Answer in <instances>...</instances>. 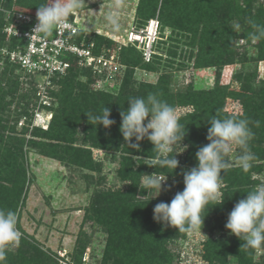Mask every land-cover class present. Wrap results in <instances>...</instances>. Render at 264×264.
<instances>
[{"label":"rangeland","instance_id":"374dc122","mask_svg":"<svg viewBox=\"0 0 264 264\" xmlns=\"http://www.w3.org/2000/svg\"><path fill=\"white\" fill-rule=\"evenodd\" d=\"M2 1L8 3V0ZM25 1L28 0H23ZM139 1L84 0L83 7L72 15L75 16L80 28L111 37L114 41L111 47L128 46L125 56L127 60H135L136 63L126 84L121 87L116 84L119 85L123 79L126 66L125 72L123 71L117 81L107 88L99 87L95 83V77L92 79L86 73L78 72L73 78L71 95L64 97V88L60 85L62 78H56L51 85L42 88L39 85L40 78L14 72L15 75H20L21 80L19 89L15 93L17 98L6 96L5 100L12 101L5 111L0 112V117L7 119L6 130L0 129V170L1 168L3 170L8 162L7 151L11 153L12 150L15 151L13 147H17L14 152L16 167L20 173H24L25 193L21 194V199L23 197L24 199L20 200L15 209L18 216L17 227L22 232V236L35 240L53 262L61 259L67 264H73L74 255L84 248L82 251L84 264H87L88 260H90L89 264H98L106 248L108 235L112 232L107 224L104 227L102 223H94L96 213L98 217L110 220L116 232L120 231L118 233L123 232L119 228L120 224L123 227L127 223L129 225L126 227L129 228L132 224L137 228L147 226L153 230L147 237L152 241L159 239L160 230L169 226L150 219L148 211L145 208H137L135 204L142 201L149 205L154 201L158 204L168 202L174 197L181 186L180 181L183 182L182 170H190L196 166V152L208 143L206 139L210 127L208 122L212 116L239 117L242 113L250 120L249 127L255 134L253 139L262 136L259 127L254 126L257 114L253 112L252 102L246 103L249 106L243 103L242 94L245 91L237 79V75L242 71L251 75L250 82L256 91L247 94L254 96V104H260L264 99L259 93L264 88V80L258 78V59L264 58L261 56L264 55V49L260 48L263 47L262 43L250 42L245 37L239 36L243 33L241 22L245 16L234 13L231 20L224 22L221 19L222 8L229 0H171L170 8L167 10L171 12V19L166 20L165 17L167 26L162 32L165 42L159 45V51L161 50L163 55L160 63H155L158 68L153 66L152 69L140 62L141 55L134 47L124 43L125 36L131 29L145 25L144 20L150 12L149 6L141 10V13L140 10L137 11ZM144 1H153V5L156 6L154 16L161 19L162 0ZM234 1H236L234 4L238 3L243 8L246 7L243 0ZM35 2V5L30 6L11 0V7L36 13L37 7L45 0H35ZM233 9L237 12L236 7ZM259 9H264V0H254L252 13L256 14ZM114 10L120 12L119 32L111 31L106 21L107 14ZM207 13L211 16L205 17ZM171 21L174 25H169ZM236 23L241 25L238 31L233 27ZM207 25H218L217 30L227 35L218 34L219 38H217L211 34L214 29L204 31ZM202 35L208 37L202 38L200 37ZM228 39L234 57V61L230 63L225 57ZM214 43L215 49L211 51L210 45ZM116 51L118 52L119 49ZM2 67L0 65V77L4 75ZM15 75H11V78H15ZM6 77L10 75L7 74ZM2 81L1 85L6 90V78ZM81 86L90 95L82 96L83 91L79 89ZM122 91L129 94V97H146L149 93H158L163 100L176 108L180 117L179 122L186 129L181 147L177 144L173 153H178L175 158L179 162L176 168L179 175L171 176L166 168L151 166L156 153L152 151L153 145L146 138L139 142V150L126 146L119 131L121 124L119 113L128 108L127 100L117 99ZM22 93H27L26 99L28 98L29 104L25 113L18 116L21 108L25 106L26 99L22 101L19 99ZM120 105H123V108ZM196 105L200 109L199 115L195 111ZM104 106L110 109L109 118L115 120V123L107 129L102 125L95 126L91 121L88 122L86 116L88 113L100 114ZM211 106L218 107V111L210 110ZM36 110L49 117V125L55 122V126L62 128L61 131H66L63 135L53 132L54 135L59 136V139L53 140L58 142L55 150H50L46 146L43 149L46 153H41L39 148L28 142L31 134L42 129L33 122ZM189 113L192 115L188 116ZM76 116L83 118L77 120ZM9 135L12 138L7 139L6 136ZM43 141H46L45 138ZM132 142H135L134 138ZM255 146L258 147L257 144ZM260 146L264 148L263 143ZM252 152L255 154L254 151ZM239 155L238 148L229 153L228 160L232 167L225 174L221 172L223 182L220 192L223 202L218 205L210 202L207 205L202 212L205 216L200 230L175 233L167 241L164 253L166 257L173 259L181 251L182 256L188 255L193 263L239 264L237 247L228 251L226 256L223 254L219 256L220 244L211 246L209 242L210 239L223 242L231 237L235 238V242L242 241L243 238L230 234L225 228L228 214L239 200L246 198L247 192L257 185L264 184V159L255 154L256 159L252 162V168L244 172L238 166ZM8 169L11 171L10 167ZM13 172L15 173L16 169ZM153 173L167 174L166 184L170 190L164 191L162 185L160 194L151 199L155 193L147 195L142 178ZM2 184L5 183L0 181V185ZM127 191L129 195H125ZM127 197L131 199L132 206L126 209L128 213L120 215V222L116 223L119 219L112 216L116 215L118 210L114 206L121 198ZM4 202L0 200V208L7 211ZM92 217L93 220H90ZM229 245L227 242L222 251H225ZM16 248L10 246L8 252L14 253ZM253 259L255 264H264V249L253 250Z\"/></svg>","mask_w":264,"mask_h":264},{"label":"clouds","instance_id":"9594fccd","mask_svg":"<svg viewBox=\"0 0 264 264\" xmlns=\"http://www.w3.org/2000/svg\"><path fill=\"white\" fill-rule=\"evenodd\" d=\"M84 4V0H45L37 7V23L30 38L34 34L47 36L53 30L71 28L69 17L77 13ZM106 21L111 31L119 32L121 23L118 10L110 11ZM246 22L255 30L251 33L252 40L264 41V24L251 18ZM233 27L238 31L241 25L236 23ZM127 102L128 108L119 113V131L126 146L139 150V142L146 138L153 145L152 151L156 153L151 166H159L173 172L179 164L175 158L178 153L173 154L175 146L179 144L181 147L186 134L185 126L179 122L176 108L163 100L158 93H149L146 97H129ZM86 116L88 122L91 121L95 126L102 125L105 129L115 123V120L109 118L110 109L105 106L100 114L88 113ZM208 124V143L196 152V166L190 170H182L183 190L177 192L170 203L160 202L153 208L155 222L174 227L179 232L200 230L205 216L202 212L207 205L210 202H215L213 205L223 202L220 192L223 182L221 172L225 174L232 167L228 160L229 153L235 148L240 150L238 166L244 172L252 168V162L256 159L250 148V141L255 134L249 127L250 120L242 113L239 117L227 118L214 115ZM166 181L167 174L153 173L142 178L147 195L155 193L151 199L160 194L162 185L164 191L170 190ZM17 224L18 216L15 211L0 208V264H6L10 246H19L23 234ZM225 228L230 234L243 238L245 243L242 247L249 250L264 249V184L257 185L247 192L245 199L234 205L228 214Z\"/></svg>","mask_w":264,"mask_h":264},{"label":"trees","instance_id":"16d2710c","mask_svg":"<svg viewBox=\"0 0 264 264\" xmlns=\"http://www.w3.org/2000/svg\"><path fill=\"white\" fill-rule=\"evenodd\" d=\"M171 0H162L161 2V19L158 18L159 24H160V37L157 40L156 46H155V53L152 56L151 60L148 62H145L141 56H139L140 62L144 65H146L147 67H150L153 69V66H155L156 64L160 63L161 60V56L163 55L160 49V44L165 42L164 40V35H163V30L164 27H166V21H165V17L166 20L167 18L171 19V12L167 11L170 8V2ZM174 1V0H173ZM245 6L247 7H242L240 6L238 3L234 4L236 1L234 0H229L226 2L225 6H223L222 8V17L221 19L225 22L228 20H231L233 18V14L234 13H239L245 16V18L243 17L242 19V24H243V33L240 34L239 36L241 37H245L248 41H253L251 38V33L254 32L255 30L253 28H251L248 24H247V19L251 18L253 20H255L257 23H261L264 24V9H259L256 14L252 13V4L254 2V0H243ZM140 4H138L137 6V11L140 10H144L145 8H151L149 14L146 16L145 18V23L147 22L148 19L156 17L154 16V11H155V7L153 5V1H144V0H140L139 1ZM17 3H21V4H26V5H30L33 6L35 5L34 3L35 0H28L23 2V0H17ZM42 4V3H41ZM191 5V4H189ZM0 7H2L3 9H15L13 7H11V0H8V3H6L5 1L0 0ZM234 7L237 8V12H235V10L233 9ZM17 10V9H16ZM214 11V10H213ZM213 11L211 13H213ZM263 11V12H262ZM207 16H211L207 13V15H205V17ZM169 22V21H168ZM189 22V20H188ZM6 24L5 21V14L3 12H0V49L5 45L6 42V35L3 32V26ZM218 24H221V20L218 21ZM169 25H174V23L171 21ZM218 25H207L204 27V31L206 30H213V32L211 34L215 35L217 38H219V35H223V33L221 34L220 31L217 30ZM84 29H82L79 32L78 35V39H80L81 37H84L86 42H89L90 40H93L95 42V52H100V49L102 46H106V47H111L112 43L114 42L113 39L111 37H108L106 35H103L101 33H98L96 31H88L87 34H84ZM220 32V33H219ZM229 33V32H228ZM210 34V35H211ZM85 35V36H83ZM224 35H227V33H224ZM200 37H208V36H200ZM168 38V36L166 37V39ZM228 44L226 45L228 50H226L225 53V57L227 59V62H233L234 61V57H233V53L232 51V46L230 44V39H228L226 41ZM225 42V43H226ZM262 43L263 47L261 46V50L264 49V41L261 42H257V44ZM211 46V51H213L215 48L213 46H215V43L210 45ZM128 48V46H120L119 49V57H120V62L122 64H124L126 66L124 72L125 74L123 79H121L119 85L118 83L117 86L121 87V85H124L127 83V78L131 76V72L135 67L136 61H130L129 59L127 60L126 58V53L125 50ZM262 52V51H261ZM263 53V52H262ZM242 54V53H241ZM264 57V55H261ZM0 59H2V55L0 54ZM264 58H260L259 60H262ZM132 60V59H131ZM135 61V62H134ZM2 67V71L4 70V75H2L0 77V112H3L7 109V106L10 104V101L5 100L6 96H10L11 98L15 99L17 98V96L15 95V93L18 91L19 89V85L21 83V80L19 78L20 75H15L14 72H16L17 74L22 73V71L16 66L13 65L9 62H4ZM154 68H158L157 65ZM78 72L81 73H86L90 78L93 79V75L92 73L87 69V68H76L75 66L71 67L67 74L58 78H62V82H60V85H62V87L64 88V97L67 95V97H69L71 95V89L74 86L73 83V78L76 74H78ZM7 74L10 75V77H6ZM128 74V76H127ZM12 76H16L15 78H11ZM26 76L29 77H33L30 74H24ZM3 78H6V83L5 85L7 86L6 90L2 87V83H3ZM237 79L238 81H240L241 87L244 89L245 93L242 94V101L245 105L249 106V102H252V107H253V112H256L257 117L255 119V122H258V125L255 123V127H259V131L260 133H262L261 137H258L256 140L252 139L250 141V148L251 151H254L255 154H257L258 157H260L261 159H264V148L261 147L260 145L263 143L264 144V99L261 100L260 104H254V96L251 94H247V92H255V88L252 86V83L250 82L251 79V75L249 73H246L244 71L240 72L237 75ZM236 79V80H237ZM53 82L56 80V77L52 79ZM264 82V81H263ZM80 90H82V96H88L90 95L88 93V91L83 87H79ZM70 90V91H69ZM69 91V92H68ZM68 93V94H67ZM261 94V96H263L264 98V88L260 90L259 92ZM211 95V94H209ZM26 97H28L27 93H22V96L19 97L20 101H22L23 99L25 100ZM129 98V94L126 93H120L117 97L118 101H126ZM29 102H28V98L24 101V105L21 109V112L18 114V116L22 115L25 113V111L27 110V106H28ZM123 108V105H120ZM212 108L210 110L212 111H218L217 108L215 106H211ZM197 114L199 115V107L196 105V110ZM259 112V113H258ZM191 116L192 113H189L188 116ZM77 120H79V118H83V117H79L76 116ZM75 120V121H77ZM7 121L6 118H2L0 117V129H2V131H5L7 126L5 124V122ZM53 122V121H52ZM50 126V127H49ZM48 126L47 129H39L37 130L36 133L31 134V137L29 138L28 142L32 145H34V147L39 148L41 153H46L45 149L46 146L50 148V150H55L56 146H58V142H53L54 139H59V136H56L53 134L56 133L58 135H63L66 133V131H61L62 128L55 126V122L51 123ZM10 131V130H8ZM72 134V133H71ZM7 139L12 138L10 135L6 136ZM41 138V139H40ZM43 138H45L46 141H43ZM66 138V137H65ZM62 140V139H61ZM22 141V140H20ZM258 145V147H256L255 145ZM21 148V147H18ZM13 149L15 151H11V153L7 154L9 155L7 159V163H6V167L2 170H0V181L4 182L5 184L0 185V200L1 201H5V209L7 210H12L15 211L16 207L18 206V204L24 199V197L21 199V194L22 192H24V181H23V174L24 173H20L18 167H16L17 163H16V156L14 155V152H16L17 147H13ZM7 150V149H6ZM11 169V171H9V168ZM257 167V166H255ZM16 172L14 173L13 171ZM168 171V173L171 176H177L179 175V171L178 170H174L173 172H171L170 169H166ZM171 172V173H170ZM127 174V173H125ZM18 176V177H17ZM183 180V177H181ZM180 187L178 188V192H180L181 189H183V182L180 181ZM25 193V192H24ZM128 191L125 193V195H129L127 194ZM117 195V194H116ZM122 196V194H121ZM21 200V201H20ZM172 200V199H171ZM171 200H169L168 202L165 203H170ZM131 199L129 197L125 198H121L117 203V205H115L114 207L118 210L116 215H113L112 217H116V219H119V221H117L116 223L120 222V215L122 214H126L128 213V211L126 210L127 208L131 207L132 203L130 202ZM155 202L154 201L152 203V205H149V203H146L145 201L142 202H138L135 205L137 206V208H145L146 211H148L150 219H153V208L155 207ZM154 204V206H153ZM134 205V204H133ZM119 213V214H118ZM90 220H93V217L90 218ZM94 223H102L104 224V227L106 226V224L109 227V230L112 232V234L110 233V235H108V239L106 241L105 244V250L103 253L102 258L99 260L98 264H178L180 261V257H181V251H179V253L177 255L174 256V258H169L168 256L166 257L164 255V253L166 252V246H167V241L175 234L178 233L179 231L176 228L173 227H165L163 229L160 230V238L157 239L156 241H152V239L150 237H147L150 233H152V229L146 227H141V228H137L135 226L126 227V225L129 224H125V226L122 224H120V229H122V233H118L116 232L117 230H115L114 227H112L111 225V221L110 220H105L102 219L100 217L96 215L94 216ZM123 222V221H122ZM124 224V223H123ZM153 225L155 227H157L155 225V223L153 222ZM115 233V234H113ZM182 233V232H179ZM177 236H179V234H177ZM121 239L120 241L115 240V239ZM235 239V238H234ZM234 239L231 237V239L227 238V241H217V239H210V245L213 246L214 244L217 245L218 243L220 244V252H218L219 256H222V254L224 256L227 255L228 251H232L233 247H237V249H239V251L237 252L240 256V261L239 264H255L253 262V250H249L246 249L244 247H242V245L245 243V241L242 239L241 242H235ZM227 242L230 244L225 251H222L224 249V246L227 245ZM80 248L82 246H79ZM84 248H82L81 250H79L77 253V255H74V260L72 261L73 264H84V262L82 261V251ZM175 260V262H174ZM90 260H88L87 264H89ZM147 262V263H146ZM55 262H53V259L37 244V242L35 240H29L27 239V237L22 236L19 246L16 248V251L13 252H7V259H6V264H54ZM259 264H263V263H259Z\"/></svg>","mask_w":264,"mask_h":264},{"label":"built area","instance_id":"2783aa9c","mask_svg":"<svg viewBox=\"0 0 264 264\" xmlns=\"http://www.w3.org/2000/svg\"><path fill=\"white\" fill-rule=\"evenodd\" d=\"M0 12L5 14L6 21L3 26L6 42L0 49V65L7 61L16 65L23 74L40 78L39 85L42 88L51 85L53 78L66 75L73 66L87 68L95 77V83L105 88L117 81L124 71L125 65L120 62L119 51H116L120 46H102L100 52L96 53L93 40L86 42L84 37L78 39L82 28L77 25L75 16L69 17L68 23L72 26L69 29L53 30L47 36L34 34L30 38L37 23L36 13L2 7ZM87 33L85 30L84 34ZM160 33L158 18L153 17L143 27L131 29L125 36L124 43L134 47L142 59L148 62L155 53ZM258 78L264 80V59L258 61ZM33 122L36 126L47 129L49 117L36 110ZM182 255L183 253L178 264H198L189 260L188 255ZM54 264L67 263L60 259Z\"/></svg>","mask_w":264,"mask_h":264}]
</instances>
